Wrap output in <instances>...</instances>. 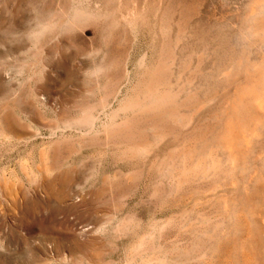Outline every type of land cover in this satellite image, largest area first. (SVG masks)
<instances>
[{
	"label": "rangeland",
	"instance_id": "rangeland-1",
	"mask_svg": "<svg viewBox=\"0 0 264 264\" xmlns=\"http://www.w3.org/2000/svg\"><path fill=\"white\" fill-rule=\"evenodd\" d=\"M249 2L0 0V264H264V174H178L204 140L221 162L218 141L249 166L264 154V122L242 139L250 106L244 131L233 117L231 140L214 138L240 82L206 86L207 53L237 36ZM230 40L252 61L264 54ZM151 63L184 123L123 108Z\"/></svg>",
	"mask_w": 264,
	"mask_h": 264
},
{
	"label": "bare ground",
	"instance_id": "bare-ground-1",
	"mask_svg": "<svg viewBox=\"0 0 264 264\" xmlns=\"http://www.w3.org/2000/svg\"><path fill=\"white\" fill-rule=\"evenodd\" d=\"M76 11V10H74ZM78 13V12H77ZM93 14V13H92ZM92 14L90 16H92ZM89 16V17H90ZM66 21V20H65ZM74 23V22H73ZM81 23V22H80ZM243 23L242 25H240L241 28L237 27L238 30V34L236 37L234 33V40L238 41L241 40L242 41V45L244 47H248L250 45H252L254 48L256 45H263L264 44V0H250L248 6H247V10L246 13L244 15L243 18ZM38 24V23H37ZM41 24V23H40ZM46 27L48 28V24H46ZM178 27V26H177ZM45 28V29H47ZM49 29V28H48ZM224 29V28H223ZM230 30V29H229ZM235 30V29H234ZM40 30H38L39 32ZM202 31V30H201ZM219 31V30H218ZM35 32V30H34ZM34 32L32 34H34ZM37 32V30H36ZM214 32V30H213ZM216 32V31H215ZM220 32V31H219ZM224 32V31H223ZM42 33V32H41ZM40 33V34H41ZM208 33H211L210 31ZM229 33V31H228ZM228 33L227 35L224 34H220L221 36L218 37L216 39V41L219 43L218 46L214 47L207 53V55L209 56V58H211L212 63H211V71H209L208 77H206V79H210L211 80V84L206 83V86L209 88L210 85L212 87L213 83L215 82H222L226 85H230L231 84H235L234 86H236V84L238 82H240L239 84H241L239 87H235L234 90V94L232 93V97L231 94L229 93L228 98L224 97L221 99L220 101V114H221V118L218 119L217 117H213L214 119L220 121L221 124H223L220 127V130L223 131L221 133H217L214 138L218 139V140H231L230 138H232L231 135L225 134V131H227V133L229 132V129H231V126H234V124L232 125L231 123V118H236L235 120L238 121V125L235 123V125H237V128H239L241 131L245 130V125L243 124L244 119L250 115L249 114V107H253L252 109L255 111H257V116L250 118V120L246 119V121L251 122L252 124H254L252 126L251 129L247 130L249 132H246L245 135H242V139H248V138H253L254 137V131L256 130L258 132V134L260 135V130L258 131L256 128L259 124L264 122V54L262 55V57L259 60H254L252 61L251 59H249L250 56L247 55V50L246 52L244 50H241V52H234L231 50H227L226 49V44H228L231 40L233 39L232 37H228ZM39 34V36H40ZM57 35V34H56ZM193 35V34H192ZM202 35V34H201ZM218 35V34H217ZM195 36V35H194ZM193 36V37H194ZM199 36V35H198ZM197 34L194 37L196 39V37H198ZM207 36V35H206ZM192 37V36H191ZM38 39V38H37ZM163 39V38H162ZM194 39V40H195ZM203 39V38H202ZM201 39V40H202ZM44 40V38H43ZM230 40V41H228ZM48 41V40H47ZM191 41V40H190ZM203 44H204V49L207 48L208 46V42L206 39L202 40ZM228 41V43L226 42ZM188 43V42H187ZM198 43V42H197ZM226 43V44H225ZM231 43V42H230ZM199 44V43H198ZM230 45V44H229ZM233 46V45H232ZM191 47V46H190ZM206 47V48H205ZM228 48V45H227ZM230 48V47H229ZM240 48H242V46H240ZM164 50V49H163ZM227 50V51H226ZM237 50V49H236ZM167 51V50H166ZM249 51V50H248ZM171 54V53H170ZM159 55V54H158ZM171 56V55H170ZM161 57V55H160ZM162 58V57H161ZM166 58V57H164ZM171 58V57H170ZM168 58V59H170ZM173 58V57H172ZM171 58V59H172ZM251 58V57H250ZM38 59V58H37ZM176 58H174L175 60ZM190 59V58H189ZM163 60V59H162ZM162 60H159L160 62H163ZM186 60V59H185ZM156 61V60H155ZM174 62V61H173ZM172 62V64H173ZM191 61H189L190 63ZM155 63H159L158 60ZM171 63H168V65H170ZM43 65V64H42ZM151 66L154 67L153 63L150 64ZM162 65V64H158ZM165 65V64H164ZM176 65V64H175ZM156 66V65H155ZM172 66V65H171ZM167 68V67H166ZM173 68V67H172ZM42 69V68H41ZM160 68L158 67H154L151 71H149L146 75L147 78L143 79L142 82H145L142 84L141 82H139L138 89L137 92L130 98L127 97V100H125V102L123 103V108L125 110H130L129 112L131 113V111L133 113H139V112H143L144 114L148 111L153 112L158 114L160 117L164 116V118H167L168 123H173V125H178L179 123H184L185 120H187V118L185 119V117H179L177 115V113L175 111L172 110L171 105L172 103H174V99L177 101L176 97L178 95L173 94L172 91L170 90V83L169 81H167V85H163V83H161V81L165 80L163 79L164 77H160V74L163 72L162 69L161 71H158ZM181 69V68H180ZM164 70V69H163ZM180 71V70H178ZM159 72V75H157ZM168 72V71H166ZM167 75L168 73H164V75ZM172 74V73H171ZM163 75V76H164ZM204 75V74H203ZM168 76V75H167ZM166 76V77H167ZM165 77V78H166ZM143 78V77H142ZM162 78V80H161ZM177 79V78H176ZM204 79V78H202ZM213 79V80H212ZM216 79V80H215ZM239 79H241L239 81ZM188 81V80H187ZM203 81V80H202ZM189 83V82H188ZM198 83V82H197ZM161 84L162 87L159 85ZM166 84V83H164ZM169 85V87H167ZM190 85V84H189ZM188 85V86H189ZM202 85V84H200ZM198 86V84H197ZM195 87L197 89H199L198 87ZM233 86V87H234ZM178 88V87H177ZM176 88V90H177ZM226 88V87H225ZM223 88V89H225ZM232 88V86L230 87ZM175 89V87L173 88V90ZM179 89V88H178ZM191 89V88H190ZM201 89V88H200ZM189 90V89H188ZM195 90V89H194ZM229 90V89H228ZM175 91V90H174ZM187 91V90H186ZM191 91V90H190ZM188 93H191V92ZM200 91V90H199ZM209 91V90H208ZM215 91V90H214ZM220 91V90H219ZM222 91V90H221ZM220 91V92H221ZM224 91V90H223ZM177 92V91H176ZM192 92H195L192 90ZM218 90L216 91L217 94ZM227 92V90H226ZM186 93V92H185ZM209 93V92H208ZM225 93V91L223 92ZM181 94V93H180ZM226 94V93H225ZM191 95V94H190ZM193 95V94H192ZM191 95V96H192ZM224 95V94H223ZM179 96V95H178ZM177 96V98H178ZM185 96V95H183ZM181 95V97H183ZM208 96V95H207ZM214 96V95H213ZM217 98L219 95H216ZM215 97V96H214ZM185 98H190L191 97H186ZM181 99V98H179ZM201 99V98H200ZM187 99H184V101ZM182 101V100H181ZM180 101V102H181ZM188 101V100H187ZM212 101V100H211ZM179 102V101H178ZM215 102V101H214ZM185 103V102H184ZM190 103V102H189ZM202 103V102H201ZM204 103V102H203ZM177 104V102H176ZM175 104H173L174 107ZM189 106V105H188ZM201 106V105H200ZM200 106L197 107L198 109H200ZM191 107V106H190ZM218 107V106H217ZM176 108V107H175ZM219 108V107H218ZM189 109V108H188ZM195 109V108H194ZM122 110V108H121ZM214 110V109H212ZM124 112V110H122ZM196 111H199L196 109ZM193 112V111H192ZM195 112V111H194ZM218 112V111H217ZM255 113V112H253ZM252 113V114H253ZM123 114V113H122ZM151 114V113H150ZM219 114V113H218ZM147 115V114H145ZM157 115V116H158ZM192 115V114H191ZM195 115V114H194ZM193 115V116H194ZM135 116V115H134ZM112 117V116H111ZM133 117V116H132ZM140 117V116H139ZM190 117V116H188ZM203 117V116H202ZM81 118V117H80ZM110 118V117H109ZM136 118V117H135ZM148 118V117H147ZM153 118V117H151ZM207 118V117H206ZM211 118V117H210ZM233 118V119H234ZM112 119V118H111ZM163 119V118H162ZM185 119V120H184ZM136 120V119H135ZM80 121V120H79ZM124 121V120H123ZM157 121V120H156ZM190 121V119L188 120ZM118 122V121H117ZM203 122V119H202ZM217 122V121H216ZM120 123V122H119ZM129 123V122H128ZM160 123V122H159ZM166 122H164L165 124ZM187 123V121H186ZM234 123V120H233ZM156 124V123H155ZM163 124V123H162ZM188 124V123H187ZM79 125V124H78ZM127 125V124H126ZM151 125V124H150ZM190 125V124H189ZM217 125V124H216ZM250 125V124H249ZM73 126V125H72ZM114 126V125H113ZM112 126V127H113ZM171 126V125H170ZM184 126H188V125H184ZM199 126V125H198ZM91 127V126H90ZM108 127V126H107ZM169 127V126H168ZM236 127V126H235ZM106 128V127H105ZM155 125H152L150 127V129H153L154 132H152L151 134H153V137L156 136L157 134H159L157 131V134L155 132ZM162 128V127H160ZM164 128V127H163ZM162 128V129H163ZM198 128V127H197ZM110 128L108 127L109 130ZM158 129V128H157ZM172 129V128H171ZM182 129V128H181ZM261 134L263 135L264 133H262L264 130L263 128H261ZM112 130V128H111ZM111 130L110 133H111ZM119 130V129H118ZM173 130V129H172ZM171 130V131H172ZM199 130V129H198ZM204 130V129H203ZM208 130V129H207ZM236 130V129H235ZM96 131V130H95ZM104 131V130H103ZM169 131V130H168ZM202 131V130H201ZM255 131V132H256ZM161 132V131H160ZM212 132V131H211ZM233 132V131H232ZM235 132V131H234ZM233 132V133H234ZM237 132V131H236ZM118 133V132H117ZM166 133V132H165ZM170 133V132H169ZM168 133V134H169ZM200 133V132H199ZM216 133V131H215ZM214 133V134H215ZM223 133V134H222ZM244 133V132H243ZM107 134V133H106ZM207 134V132H206ZM85 135V134H84ZM238 135V134H237ZM262 135L260 136V138L262 137ZM152 136V135H151ZM256 136V135H255ZM159 137V136H158ZM195 137V136H194ZM237 136H235L236 138ZM241 137V136H240ZM264 137V135H263ZM112 138V137H111ZM256 137H254L255 139ZM258 138V139H260ZM105 139V137H104ZM107 139V138H106ZM159 139V138H158ZM198 139V138H197ZM196 139V140H197ZM208 139V138H207ZM217 140V141H218ZM87 141V140H86ZM258 141V140H257ZM224 142V141H222ZM218 141V144H214L215 147H220L222 154L224 155V158H222V162L220 161V157L218 159H215L211 153V148L209 143L207 142V140H204L203 145L201 146V148L199 149V153H195V148L187 150L188 152V156H190V159L192 160V164H190V166H179V172L178 174H218V173H223V174H232L235 172H240V173H245L246 174H264V154L258 159L257 162H259V165H254V163L251 161V166H249L250 164H248V161L243 159V157L238 158L236 156V154L239 152V150H236L235 144L233 143H222ZM240 142V141H239ZM237 143L238 145L240 143ZM254 142V141H253ZM200 143V142H199ZM222 143V144H221ZM235 143V142H234ZM256 144V143H255ZM146 145V144H145ZM242 147H244V154L248 153V142L245 141L244 143L241 142L240 144ZM131 146V145H130ZM129 146V147H130ZM260 146V145H259ZM127 147V146H126ZM147 147V146H145ZM255 147V146H254ZM257 147V145H256ZM128 148V147H127ZM125 148V150L127 149ZM131 149L132 152L134 154L136 153H141V150L144 149V146H139L137 144V146L128 148V150ZM217 149V148H216ZM146 150V149H145ZM122 151V149H121ZM216 151V150H215ZM219 151V150H218ZM136 152V153H135ZM144 152V151H143ZM197 152V151H196ZM247 152V153H246ZM255 152V151H254ZM125 153V152H124ZM123 153V154H124ZM130 153V152H129ZM126 153V154H129ZM217 152H215V155ZM243 153V152H242ZM251 153V152H250ZM249 153V154H250ZM257 153V151H256ZM197 154V155H196ZM221 154V155H222ZM252 154V153H251ZM258 154H260L258 152ZM138 155V154H137ZM185 155V154H184ZM193 155L195 157H193ZM129 156V155H128ZM134 156V155H133ZM178 156V155H177ZM258 156V155H256ZM182 157V155L180 156V158ZM185 157V156H184ZM193 158V159H192ZM247 158V157H246ZM182 159V158H181ZM252 159V158H251ZM119 160V159H118ZM160 160V159H159ZM179 160V159H178ZM184 160V159H183ZM158 161V160H157ZM185 161V160H184ZM254 161V160H253ZM181 160L180 163L181 164ZM171 163V162H170ZM186 163V162H185ZM162 164V163H161ZM160 164V165H161ZM183 164V162H182ZM223 164V166H222ZM159 165V166H160ZM168 165V164H167ZM188 165V164H187ZM178 166H176L178 168ZM250 167V168H249ZM164 169V168H163ZM166 169V168H165ZM167 169H169L167 167ZM166 171V170H165ZM163 171V172H165ZM132 172V171H131ZM161 172V171H160ZM171 172V169H170ZM175 175V174H174ZM190 176V175H189ZM255 176V175H254ZM183 177V176H182ZM179 183V182H178ZM235 202V201H234ZM232 220V219H231ZM234 225V224H233ZM227 234V233H226ZM242 245V244H241ZM196 248V247H195ZM166 258V257H165ZM153 263V262H152Z\"/></svg>",
	"mask_w": 264,
	"mask_h": 264
}]
</instances>
